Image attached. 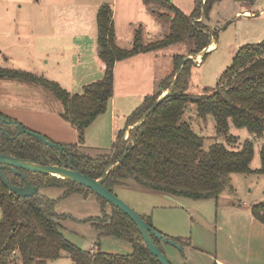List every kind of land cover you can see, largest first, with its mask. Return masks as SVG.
Listing matches in <instances>:
<instances>
[{"label": "trees", "instance_id": "trees-1", "mask_svg": "<svg viewBox=\"0 0 264 264\" xmlns=\"http://www.w3.org/2000/svg\"><path fill=\"white\" fill-rule=\"evenodd\" d=\"M210 1L214 0L200 2L202 12L199 4L185 14L170 0H143L157 18L169 19V31L159 39L144 42L139 27L133 33L130 47L116 44L112 6L107 2L100 4L96 12V53L104 65L103 75L85 84L79 93H70L56 81L21 70L0 68V75L49 89L60 102V117L73 125L79 137L83 138L86 128L105 112L112 98L114 65L117 61L137 53L157 51L186 39H192L194 45L187 55L197 54L210 44L207 26L202 23ZM234 1L252 5L258 0ZM163 7L172 15L160 9ZM200 15V21H192ZM210 34L214 37L215 31ZM186 56H174L173 71L161 80L155 92L144 96L143 101L131 111L107 154L90 158L74 151L75 144L52 141L63 147L58 156L56 147L48 146L30 133L15 135L14 127L13 130L4 128V132L0 129V153L44 165L67 162L70 156L72 167L92 178H100L106 168L113 164L102 182L109 191L113 192L116 185L132 181L175 199L217 198L223 190L231 187L232 173L264 174V38L240 46L230 65L220 75L217 87L211 90L205 87L200 94L185 92L193 65V61ZM181 62L173 88L154 110L129 130L128 138H124L126 127L142 119L153 102L170 86ZM188 104L195 106L200 119L211 115L218 133H226L231 126L245 127L254 136L263 139L259 149L260 166L256 169L250 167L254 156L250 139L241 141L237 149L228 148L220 142L205 145L203 136L183 120ZM9 119H12L13 125L17 123L14 118ZM7 135L15 136L8 138ZM121 157L123 159L118 161ZM2 170L10 184H23L20 176L10 168ZM23 172L39 188H63L65 192L62 197L74 192L84 196L93 194L87 187L69 179ZM93 195L100 201L102 215L86 220L92 221L99 235L116 236L129 241L132 245L130 253H111L99 247L77 246L61 230L59 220L64 215L55 209L57 199L39 192L27 197L17 196L0 179V264H47L49 260L64 256L70 258L72 264H161L144 244L132 220L100 196ZM250 212L255 220L264 225V199L254 203ZM141 217L153 227L149 216ZM165 236L181 246L189 242L187 237ZM153 240L163 252L161 240L156 237Z\"/></svg>", "mask_w": 264, "mask_h": 264}, {"label": "rangeland", "instance_id": "rangeland-1", "mask_svg": "<svg viewBox=\"0 0 264 264\" xmlns=\"http://www.w3.org/2000/svg\"><path fill=\"white\" fill-rule=\"evenodd\" d=\"M192 1L194 0H175L174 4L188 14L194 7ZM195 1H197L196 6L200 4L202 12L201 3L205 0ZM21 2L24 4L23 10L27 5L24 3L25 0H20L19 3ZM210 2L209 10L205 16L203 15L204 19L201 22L207 26L208 33L215 31L212 37L215 47L210 49L204 58L201 56L198 58L200 53L187 55L194 45L192 39H186L160 49L154 65L132 66L127 74L123 71L118 73V83L121 88L115 96L116 111L113 120L111 121L109 107H107L108 110L95 120L90 130L84 131L83 138L79 137L73 125L60 118V102L46 87L33 86V92L28 93L29 106H27L28 100L23 101L26 94H22L17 88L9 90L15 91L2 104L12 107L10 115H14L13 111H15V114L21 115L24 122L39 131L35 132L46 136L51 141L58 140L54 138L56 134L62 138L63 143L75 144L74 151L86 154L90 158L107 154L118 131L125 126L131 111L143 101L145 94L155 92L161 80L173 71L175 55L192 56L190 59L193 65L190 68L185 92L200 94L205 87L210 90L217 87L220 75L230 65L233 55L240 46L259 42L264 38V0L254 7L249 5L248 8L253 12L252 17L243 13L244 8L237 1ZM6 7L0 6V12L7 10L10 14L5 19L0 17V65L4 63L3 55H12L10 51L13 49L15 58L9 59L6 65L17 67L21 64L24 54L17 49L16 38L8 37V33L19 24V20L13 19L12 14H19L21 9H16L13 3ZM160 9L172 15L167 8ZM201 17L200 15L194 18L193 22L200 21ZM21 22V27H27L24 25L29 24L28 20ZM162 23L164 29L159 36L165 35L170 27L168 18H165ZM45 39L44 35L37 36L29 43L31 68L36 66L44 69L48 78L59 75L58 73L63 70L69 75H76L78 71L84 69V66L73 69L60 68V65L55 62L56 58L51 54L44 57L41 50L46 43ZM6 40H9L10 45L6 43ZM46 58H49L48 65H45ZM131 70H133V78L129 76ZM62 80L66 82L65 78ZM21 83L26 84V82ZM68 89L70 93L81 92V87L78 85L70 86ZM0 97L2 98L0 101L3 100V97ZM15 109L21 110L16 112ZM27 111H34L31 114L32 117L27 116ZM183 120L189 122L193 129L203 136L205 145L220 142L228 148L237 149L244 139L252 140L254 156L250 167L255 169L260 166L259 149L263 139L254 136L245 127L231 126L226 133H218L214 118L207 115L204 119H200L193 104L187 105ZM129 130L125 129L124 138H128ZM230 183L231 187L223 190L217 198L208 199H170L158 191L136 185L132 181L116 185L113 193L139 215L149 216L154 226L174 229L178 232V236L189 238L188 244L182 248H176L161 241L163 253L172 264H264V225L255 220L250 212V207L254 203L264 199V174L232 173ZM43 188L39 191L40 193H45L46 187ZM49 188H52L50 191L58 196L53 198L57 199L55 209L57 213L64 215L59 221L61 230L68 240L81 248L93 246L106 252L121 254L132 251L129 241L116 236L99 235L92 221L86 220L102 215V207L96 196L93 194L84 196L74 192L62 197L65 192L63 188ZM107 207L103 209L108 211ZM1 216L0 208V218ZM47 264H72V261L64 256L49 260Z\"/></svg>", "mask_w": 264, "mask_h": 264}, {"label": "crops", "instance_id": "crops-1", "mask_svg": "<svg viewBox=\"0 0 264 264\" xmlns=\"http://www.w3.org/2000/svg\"><path fill=\"white\" fill-rule=\"evenodd\" d=\"M170 1L172 3L175 2V0ZM19 2L20 0H0V6L6 7L10 3H13L15 4L16 9H21L19 14H12L13 19L19 20V24L15 25V27L8 33V37L13 39L16 38L15 43L17 49L24 54L23 58H21L22 62L21 64H18L17 67L6 65V63H9V59L15 58V54L12 49L10 51L12 55H3L4 63L0 65V68L16 69L39 75L43 78L56 81L68 92V87L70 86L75 87L76 85H78L82 90V87L85 84L95 81L101 78L103 75L104 65L102 64L100 58L96 53V12L100 4L107 2L112 6V20L115 30V42L118 46L130 47L132 44L133 33L139 27L142 29V39L144 42H149L164 36L159 35H161L160 33H162L164 29L162 22L165 18H157L153 14V12L149 10L148 6L143 2V0H25L24 3H26L27 6L23 10L22 7L24 4L22 2ZM259 2H261V0H258L251 6L254 7ZM192 3V5L194 6L193 9L196 8L197 1L194 0L192 1ZM239 3L244 8L243 13H246L250 15V17H252L253 12L252 10H250V8H248V3ZM5 9H7V7ZM9 16L10 14L7 10L6 12H0V17L2 19H5ZM22 20L29 21V24L24 25L27 27H21ZM42 35L46 37V43L43 45V48L41 50V53L44 55V57H46V55L48 54H51L56 58L55 62L60 65V68L63 67L64 69H73L84 66V69L78 71L76 75H69L63 70L58 73L59 75L56 74L48 78V75L46 74V71L44 69H39V67L37 68L36 66L35 68H31L29 65L31 59V52H29V43L32 42V39L34 37ZM6 41V43H9L10 45L9 40ZM21 44L25 46H22ZM214 47L215 43L212 42L211 38L210 44L205 48V50L209 51ZM158 52L159 50L137 53L131 57L117 61L115 63L113 95L107 105V107H109L111 121L113 120V115L116 111L115 96L121 88L120 84L118 83V73L123 71L125 74H127L128 69H130V67L132 66L137 67L141 66L142 64L154 65L156 58L158 57ZM26 53H28L27 56ZM199 57L200 55L198 56V58ZM48 62L49 58H46L45 65H48ZM129 76L133 78V70L130 71ZM63 78H65V83L62 80ZM21 82H26V84ZM34 85L39 86V84L28 81H21L4 76L0 77V86H2L0 88V96L3 97V100L0 101V110L5 115L18 120L23 125H26V127L28 126L29 129L31 128V130L38 131L37 129L30 127L29 124L24 122L21 115L15 114V111H13L14 115H10V113H12L10 110L12 107L2 104V102H5L6 98L15 91L9 90L17 88L20 92H22V94H26L23 98V101L28 100L27 106H29L28 93L33 92L32 88ZM146 95L148 94H145V96ZM0 99L2 98L0 97ZM15 110L17 112L21 109ZM107 110L108 109L106 108L105 112ZM32 112L27 111V116L32 117ZM100 115H98L95 120ZM43 120H45V118H43ZM62 120L65 121L64 119ZM95 120L86 128V132H88L93 126ZM54 138L58 139L55 141L63 143L61 141L62 138L59 137V135L55 134ZM45 189V193L49 197H58L56 193L50 191V189L52 188L46 187ZM153 227H156L155 229H157L164 235L166 234L169 236L181 237L178 236V232H176V230L174 229L166 227L160 228L159 226L154 225ZM91 248L94 247L92 246Z\"/></svg>", "mask_w": 264, "mask_h": 264}, {"label": "water", "instance_id": "water-1", "mask_svg": "<svg viewBox=\"0 0 264 264\" xmlns=\"http://www.w3.org/2000/svg\"><path fill=\"white\" fill-rule=\"evenodd\" d=\"M194 20V19H193ZM192 20V21H193ZM209 34V38L211 39V34ZM208 50H202L200 51V56L202 57L207 53ZM185 58H192V56H186ZM182 62L179 64V67L176 71V74L167 89V91L159 96L152 104L150 109L145 113L144 117L137 121L134 124L128 125L126 127V130L133 128L134 126L138 125L154 108L159 104V102L162 100V98L170 92V90L173 88L174 83L176 81V78L180 72ZM2 77V75H0ZM41 86V85H39ZM43 87V86H41ZM1 121H6V119L0 115ZM17 134L20 132H26L30 133L31 135L37 136L41 141H43L45 144L51 147H56L58 149V156L63 151V147L57 143L52 142L49 139H46V137L42 134L36 133L34 131H30L26 128H23L22 125L19 123L17 124ZM127 138V137H126ZM124 157V156H123ZM123 157H121L118 161L122 160ZM116 161V162H118ZM71 157H68V161H60V164H50V165H44L39 164L36 162H32L26 159H22L15 156H10L6 154L0 153V179L3 182V184L8 188V190L17 196L20 197H27L31 196L32 194L39 192L41 188H39L36 185H32L30 181L26 178V175L24 174L23 170L35 172V173H41L46 175H52L59 178L69 179L72 181H75L85 187H87L93 194L100 196L105 201L110 203L111 205L115 206L122 212H124L135 224L136 228L138 229L139 233L142 236L144 244L147 246L148 250L157 257L159 262L161 264H171L168 259L166 258L165 254L161 251V249L155 244L153 237H156L157 239L161 240L162 242L171 244L175 246L176 248H182V246L176 242L175 240L166 237L163 233L155 229L154 227L150 226L142 217L139 215L134 209H132L127 203H125L123 200L118 198L113 192L109 191L107 188H105L102 184L103 180L105 179L109 169L113 166V164H110L103 175L100 178H92L89 177L86 174H83L79 172L78 170L74 169L72 165L70 164ZM10 168L16 175L20 176V178L23 180V185L21 186H14L9 183L8 179L6 178L3 168ZM40 193V192H39ZM45 194L46 193H42ZM166 197L170 199H175L172 196L165 195ZM51 198V197H50Z\"/></svg>", "mask_w": 264, "mask_h": 264}, {"label": "flooded vegetation", "instance_id": "flooded-vegetation-1", "mask_svg": "<svg viewBox=\"0 0 264 264\" xmlns=\"http://www.w3.org/2000/svg\"><path fill=\"white\" fill-rule=\"evenodd\" d=\"M0 115H2L5 119H6V121H1L0 120V129L2 130V132H4L5 130H4V128H7L8 130H13V127L15 128V135H18V134H20V133H22V132H20V133H18L17 134V131H18V128H17V124H21L22 125V127L23 128H26V129H29L28 127H26L25 125H23L21 122H19L18 120H16L15 119V121L17 122V123H14V125L12 124V122H11V120L12 119H9V117L10 116H7V115H5L1 110H0ZM12 118V117H11ZM7 126V127H6ZM0 130V131H1ZM29 130H31V129H29ZM24 133V132H23ZM14 135V136H15ZM14 136H9V135H7V137L8 138H14ZM3 154V153H2ZM29 181V180H28ZM31 183V182H30ZM32 184V183H31ZM23 185V184H22ZM33 185V184H32ZM18 186H21V185H18Z\"/></svg>", "mask_w": 264, "mask_h": 264}]
</instances>
